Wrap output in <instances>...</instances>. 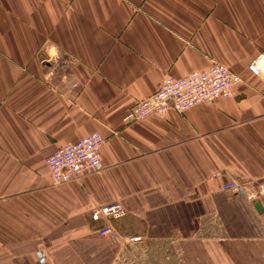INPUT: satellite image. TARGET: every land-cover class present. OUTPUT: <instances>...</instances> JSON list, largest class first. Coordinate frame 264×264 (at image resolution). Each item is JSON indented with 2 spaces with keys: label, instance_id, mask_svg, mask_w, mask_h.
Listing matches in <instances>:
<instances>
[{
  "label": "crops",
  "instance_id": "obj_1",
  "mask_svg": "<svg viewBox=\"0 0 264 264\" xmlns=\"http://www.w3.org/2000/svg\"><path fill=\"white\" fill-rule=\"evenodd\" d=\"M263 51L264 0H0V264H118L169 242L205 257L214 237L264 257V198L222 189L264 184V77L249 71ZM213 62L240 77L232 99L125 122L166 77ZM94 132L101 169L53 185L47 159ZM110 204L126 215L102 238L92 211Z\"/></svg>",
  "mask_w": 264,
  "mask_h": 264
},
{
  "label": "built area",
  "instance_id": "obj_2",
  "mask_svg": "<svg viewBox=\"0 0 264 264\" xmlns=\"http://www.w3.org/2000/svg\"><path fill=\"white\" fill-rule=\"evenodd\" d=\"M249 71L255 77H264V51L250 63ZM240 81V77L231 69L217 62H213L206 71H197L184 78L166 77L159 90L137 103L124 120L141 122L153 116L164 117L171 110L185 113L201 104H215L220 98L232 99ZM105 143L106 139L94 132L79 142L60 147L47 159L53 185L78 181L86 175L97 173L102 167V148ZM220 177V174H214L210 179L218 180ZM222 189L236 196L247 197L253 202H261L264 198V184L254 187L252 183L230 178L222 185ZM125 215L122 205L110 204L94 209L92 220L107 223L99 229L100 237L113 238L116 231L109 222L122 219ZM129 242L144 241L141 237H132ZM42 261H45L44 255Z\"/></svg>",
  "mask_w": 264,
  "mask_h": 264
},
{
  "label": "rangeland",
  "instance_id": "obj_3",
  "mask_svg": "<svg viewBox=\"0 0 264 264\" xmlns=\"http://www.w3.org/2000/svg\"><path fill=\"white\" fill-rule=\"evenodd\" d=\"M209 240V239H208ZM200 240L201 251L193 245L178 242L133 246L118 264H264V257L256 255V242L222 237ZM209 256L210 260H205Z\"/></svg>",
  "mask_w": 264,
  "mask_h": 264
},
{
  "label": "bare ground",
  "instance_id": "obj_4",
  "mask_svg": "<svg viewBox=\"0 0 264 264\" xmlns=\"http://www.w3.org/2000/svg\"><path fill=\"white\" fill-rule=\"evenodd\" d=\"M262 216V215H261Z\"/></svg>",
  "mask_w": 264,
  "mask_h": 264
}]
</instances>
